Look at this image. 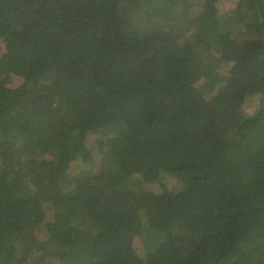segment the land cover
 I'll list each match as a JSON object with an SVG mask.
<instances>
[{
	"label": "trees",
	"instance_id": "1",
	"mask_svg": "<svg viewBox=\"0 0 264 264\" xmlns=\"http://www.w3.org/2000/svg\"><path fill=\"white\" fill-rule=\"evenodd\" d=\"M56 262L264 264V0H0V264Z\"/></svg>",
	"mask_w": 264,
	"mask_h": 264
},
{
	"label": "rangeland",
	"instance_id": "2",
	"mask_svg": "<svg viewBox=\"0 0 264 264\" xmlns=\"http://www.w3.org/2000/svg\"><path fill=\"white\" fill-rule=\"evenodd\" d=\"M233 5H232V2H230V1H224V2H222V3H220L219 5H218V10H222V11H226V10H229V9H231V7H232ZM235 37V36H234ZM235 38H237V37H235ZM14 85H16V83H14ZM12 86H13V83H12ZM252 110V108H246V111L247 112H250ZM142 242V241H141ZM138 247L140 248H142L143 247V244L142 243H139L138 244ZM56 263H58V262H56ZM59 264V263H58Z\"/></svg>",
	"mask_w": 264,
	"mask_h": 264
}]
</instances>
